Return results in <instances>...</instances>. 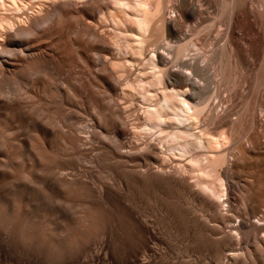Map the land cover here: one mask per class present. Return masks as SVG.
I'll return each mask as SVG.
<instances>
[{
    "label": "bare ground",
    "instance_id": "1",
    "mask_svg": "<svg viewBox=\"0 0 264 264\" xmlns=\"http://www.w3.org/2000/svg\"><path fill=\"white\" fill-rule=\"evenodd\" d=\"M248 1L0 0V264H264Z\"/></svg>",
    "mask_w": 264,
    "mask_h": 264
},
{
    "label": "rangeland",
    "instance_id": "2",
    "mask_svg": "<svg viewBox=\"0 0 264 264\" xmlns=\"http://www.w3.org/2000/svg\"><path fill=\"white\" fill-rule=\"evenodd\" d=\"M212 3H214V1L212 2ZM248 5H249V7L251 6L252 8L253 7H255L254 9H256V6L257 5H260V3H258V1L257 0H249L248 1ZM250 7V8H251ZM214 8V7H213ZM251 8V9H252ZM253 9V10H254ZM254 11H256V10H254ZM257 11H260V10H258L257 9ZM263 12V11H262ZM264 13V12H263ZM212 21V20H211ZM218 21H220V23H218ZM224 22L225 21H223L222 20V18L221 19H218L217 20V22H216V26H215V28L212 30L213 31V33H212V35L210 36L211 37V39H212V41H214V37H216L218 34L217 33H219V31H223L224 29H225V24H224ZM190 23V24H189ZM189 26H192V25H194V23H196L195 21H189ZM196 24H199V23H196ZM200 27H202V25H200ZM199 26H198V28H200ZM193 30V29H192ZM200 31L199 32H193L192 31V35H191V38L192 37H194V39H196L197 41H199V42H201L200 40H202V39H205L206 38V35L208 34V32H206L207 30L205 29H199ZM206 33V34H205ZM205 34V35H204ZM205 37V38H204ZM207 37H208V35H207ZM198 38V39H197ZM200 38V39H199ZM222 43V41H220V44ZM198 47H200L199 45H198ZM195 50H193V51H191V53H193ZM253 59H254V57H252ZM255 58H257V57H255ZM252 59V61H254V65H256L257 66V63L259 64V61L257 62L256 60H259L258 58L257 59H254L253 60ZM256 61V62H255ZM256 63V64H255ZM248 83H246V87H244V83H243V86H242V84H241V87H244V90L246 91V89H248V92H250V95H249V93L246 91V93L251 97V102H253L254 104H256L255 103V97H256V95H257V92H255V93H253L252 92V89H250V87H248L249 85H247ZM224 87H228V89H226V90H224ZM240 86H239V88L238 89H242ZM246 88V89H245ZM230 87L226 84V85H224L223 83H220V91H223V92H221V94L220 95H218L219 97L217 98H215L214 99V102L216 103L217 102V100H221L222 98H224L225 100L227 99H229L228 97H230V92L232 91V89H230ZM249 90H251V91H249ZM255 94V95H254ZM249 97V98H250ZM254 98V99H253ZM254 101H253V100ZM223 100V99H222ZM225 100H223V101H225ZM240 100V101H239ZM241 102V103H239V102ZM230 102V101H229ZM229 102H226V103H224V104H228V105H231V103H229ZM234 102H236V103H234L233 104V106H236V109H237V106H239V105H244L242 102V99H239V98H237L236 99V101H234ZM238 102V103H237ZM257 106V110H258V112H259V114L261 115V117H264V110H261L260 111V109H261V106L263 107V109H264V106L263 105H261V104H258V105H256ZM241 108H243V107H241ZM263 114V115H262ZM243 137H246V135H244ZM244 139V138H243ZM63 253L62 254H59V253H54V252H50L49 254H47L46 255V258H47V260H61L62 258H63Z\"/></svg>",
    "mask_w": 264,
    "mask_h": 264
}]
</instances>
